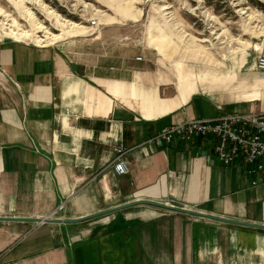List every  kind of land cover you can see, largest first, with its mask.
I'll use <instances>...</instances> for the list:
<instances>
[{"label": "crops", "instance_id": "1", "mask_svg": "<svg viewBox=\"0 0 264 264\" xmlns=\"http://www.w3.org/2000/svg\"><path fill=\"white\" fill-rule=\"evenodd\" d=\"M92 39L0 38V215L62 203L54 215L77 216L138 196L264 222V179L221 163L214 137L147 140L186 117L264 109L255 53L249 72L206 58L195 71L185 47L163 56L156 41ZM115 143L127 148L121 174ZM255 228L147 203L77 222L6 218L0 264H264Z\"/></svg>", "mask_w": 264, "mask_h": 264}, {"label": "rangeland", "instance_id": "2", "mask_svg": "<svg viewBox=\"0 0 264 264\" xmlns=\"http://www.w3.org/2000/svg\"><path fill=\"white\" fill-rule=\"evenodd\" d=\"M102 33L130 50H154L156 41L163 56L185 47L195 71L206 58L208 68L221 61V69L249 72L264 33V0H0V38L44 43Z\"/></svg>", "mask_w": 264, "mask_h": 264}, {"label": "built area", "instance_id": "3", "mask_svg": "<svg viewBox=\"0 0 264 264\" xmlns=\"http://www.w3.org/2000/svg\"><path fill=\"white\" fill-rule=\"evenodd\" d=\"M94 23V19H90ZM139 55H136L138 57ZM254 65L258 70H264V33L259 40V46L254 54ZM194 135L214 137V152L221 163L240 160L244 171L249 174L258 172L264 179V109H248L223 111L207 117H186L177 122L164 125L149 138L156 144L171 142L174 139L188 140ZM115 153L111 159L112 169L121 174L128 169L126 149L121 143H115ZM251 184L256 178L250 180ZM47 215H54L56 208Z\"/></svg>", "mask_w": 264, "mask_h": 264}, {"label": "water", "instance_id": "4", "mask_svg": "<svg viewBox=\"0 0 264 264\" xmlns=\"http://www.w3.org/2000/svg\"><path fill=\"white\" fill-rule=\"evenodd\" d=\"M136 203H147V204H154L156 206H161L163 208H171V209H175L178 211H184L190 214H197L200 216H204L207 218H214V219H218L221 221H227L233 224H237V225H245V226H250V227H258V228H262L264 229V222L263 221H257V220H247V219H243V218H234V217H230L227 215H220V214H216L213 212H206V211H202L200 209H194L192 207L189 206H185V205H177L175 203L172 202H168V201H160L154 198H147V197H138L136 196V198H132V199H128V200H123L120 203H116V204H112V205H108L105 208H101L98 210H94L93 212L90 213H84V214H78L77 216H59V215H43V216H32V215H14V214H6V215H0V219H14V220H29V221H55V222H77L78 220L81 219H87L90 217H93L95 215H99V214H104L107 213L108 211H114L117 209H122V207L124 206H128V205H132V204H136Z\"/></svg>", "mask_w": 264, "mask_h": 264}]
</instances>
